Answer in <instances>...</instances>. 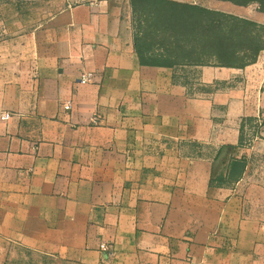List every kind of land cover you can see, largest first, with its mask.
Returning a JSON list of instances; mask_svg holds the SVG:
<instances>
[{"label":"crops","instance_id":"obj_1","mask_svg":"<svg viewBox=\"0 0 264 264\" xmlns=\"http://www.w3.org/2000/svg\"><path fill=\"white\" fill-rule=\"evenodd\" d=\"M160 3L0 0V264H264V48L176 59Z\"/></svg>","mask_w":264,"mask_h":264},{"label":"trees","instance_id":"obj_2","mask_svg":"<svg viewBox=\"0 0 264 264\" xmlns=\"http://www.w3.org/2000/svg\"><path fill=\"white\" fill-rule=\"evenodd\" d=\"M221 1L241 6L255 4L258 11L264 12V0ZM158 7L156 21L163 25L164 33L170 30L174 41L173 47L164 49L176 59L242 67L264 48V24L200 4L161 0Z\"/></svg>","mask_w":264,"mask_h":264},{"label":"built area","instance_id":"obj_3","mask_svg":"<svg viewBox=\"0 0 264 264\" xmlns=\"http://www.w3.org/2000/svg\"><path fill=\"white\" fill-rule=\"evenodd\" d=\"M75 2L77 1H83V0H74ZM194 3H198L197 0L194 1ZM94 80V73L92 71L89 70H81L77 77H76V81L79 83H87V82H92ZM71 106V102L70 101H65L62 103V107L65 108H69ZM11 116V114L9 112H3L2 114H0V118L1 119H7ZM89 121L90 123L93 124H99L101 123V118L98 115H92L89 117ZM99 249L105 253V254H110L111 252V247H110V243L102 240L99 243Z\"/></svg>","mask_w":264,"mask_h":264},{"label":"rangeland","instance_id":"obj_4","mask_svg":"<svg viewBox=\"0 0 264 264\" xmlns=\"http://www.w3.org/2000/svg\"><path fill=\"white\" fill-rule=\"evenodd\" d=\"M197 1L200 3H203L205 0H197ZM214 4H217V3H212L211 5L214 7L215 6ZM221 8H224V7H221ZM263 139H264V135H263L262 139L257 140L258 142L252 143L249 145L247 144L248 147L250 148V152H253V153H251L253 156V160H251L252 166H253V168H256V169L259 168V170L261 172V175L259 176L261 181L264 179V174L262 173V172H264V140ZM252 145H253V148H252ZM257 172H258V170H257ZM258 174H260V173L258 172ZM34 264H37V263H34Z\"/></svg>","mask_w":264,"mask_h":264}]
</instances>
